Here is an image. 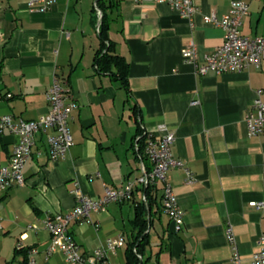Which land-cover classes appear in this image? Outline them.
<instances>
[{
	"label": "crops",
	"instance_id": "obj_1",
	"mask_svg": "<svg viewBox=\"0 0 264 264\" xmlns=\"http://www.w3.org/2000/svg\"><path fill=\"white\" fill-rule=\"evenodd\" d=\"M99 1L112 48L128 63V87L96 68ZM231 1L194 0L197 11L188 20L153 0H56L47 11H30L27 0H1L0 116L47 114L45 92L55 74L79 106L70 120L68 154L52 160L39 134L23 168L24 183L0 194V264L19 262V239L38 249L37 264H67L60 251L45 253L46 213L71 209L76 188L96 198L105 185L121 188L129 182L131 198L69 223L81 252L90 254L123 235L125 242L109 254L110 264H127L133 241L140 242V264H253L264 232V207L251 204L264 200V128L250 135L246 118L249 110L257 114L252 107L257 98L264 101V62L200 74L185 51L193 41L202 56L223 42L224 29L202 15L227 13ZM245 1L249 10L241 33L264 35V0ZM166 131L175 134L172 153L183 162L167 172L182 209L179 231L162 209L161 185L149 204L138 180L145 158L135 149L137 137ZM16 139L0 133V165L9 162ZM185 168L193 181H186ZM227 225L238 260L225 236Z\"/></svg>",
	"mask_w": 264,
	"mask_h": 264
},
{
	"label": "built area",
	"instance_id": "obj_2",
	"mask_svg": "<svg viewBox=\"0 0 264 264\" xmlns=\"http://www.w3.org/2000/svg\"><path fill=\"white\" fill-rule=\"evenodd\" d=\"M55 1L27 0V4L30 11H47ZM153 1L168 3L188 20H191L197 11L194 0ZM248 6L245 0H232L227 13L218 15L212 12L202 15L204 22L224 29V40L219 46L202 56L199 55L198 47L193 41L187 44L186 59L194 64L197 73L238 71L248 68L250 65L259 67L264 62V35L250 36L241 33L240 30L242 19L248 13ZM45 96L49 107L47 114L35 119L17 118L10 113L0 116V133L8 131L17 136L9 162L0 165V194L12 186L24 183L23 168L33 152V146L36 144L39 134L45 136L47 152L52 160L64 158L73 145L70 120L79 104L71 88L55 74ZM192 103H198V100H193ZM252 107L257 110V114L254 115L251 110L248 111L246 118L247 133L250 135L258 134L264 128V101L257 98ZM140 138L137 137L134 144L137 151H140L141 147ZM174 142L175 134L171 131H166L160 136L151 132L143 135L140 156L142 159L144 157L145 161H141V175L138 180L144 186L157 187L161 185L162 209L173 222V230L179 231L182 222V209L167 175L170 166L183 167V162L172 153ZM42 153L43 150H37L38 155ZM185 170L186 181H193L191 172L187 168ZM131 192H133V183L131 182L121 188L105 185L102 195L96 198L87 196L76 188L73 193L77 201L71 209L64 212L60 210L46 213V217L43 219V226L50 233V242L45 250L46 255L60 251L67 264H110L109 254L114 253L116 248L125 242L123 235L116 238L110 237L104 245L97 247L90 254H85L81 252L80 245L68 226L73 220H89L91 213L104 210V207L110 202L131 198ZM251 204L256 208H262L264 207V200L252 201ZM232 230V226L227 225L225 236L232 246L233 259L238 260L239 254ZM25 247L19 239L16 248ZM37 252L36 247H29L28 264H37L35 258ZM251 259L253 264H264V232L261 233L256 242V249L252 253Z\"/></svg>",
	"mask_w": 264,
	"mask_h": 264
},
{
	"label": "trees",
	"instance_id": "obj_3",
	"mask_svg": "<svg viewBox=\"0 0 264 264\" xmlns=\"http://www.w3.org/2000/svg\"><path fill=\"white\" fill-rule=\"evenodd\" d=\"M96 6L99 9H101V11L103 12V16H102L100 25L98 27L99 47L96 51V55L94 58L96 68L100 72L111 73L113 76H115V78L119 79L124 86L128 87L127 86L128 63L124 57H122L119 54H116L115 51L113 50L112 43L109 40L108 35H107L106 13L100 1L97 3ZM139 142L142 147L143 136H141V138L139 139ZM141 147L139 149L140 151H138L139 154H141V151H142ZM156 188L157 187H153L150 185L146 186L145 190H146L147 201L149 197L152 195V193L153 195L155 194L157 190ZM148 203L150 204V201H148ZM141 230L142 229H140V231ZM144 236L145 234H143L142 237ZM136 238L138 239V236H136ZM139 243L140 242H138L137 244L136 241H133L130 243L128 247L127 264H140V258L138 256L139 255ZM28 251H29V247H25L22 249H16V254H19L21 256L19 262L14 263L13 261H9L6 264H28Z\"/></svg>",
	"mask_w": 264,
	"mask_h": 264
},
{
	"label": "water",
	"instance_id": "obj_4",
	"mask_svg": "<svg viewBox=\"0 0 264 264\" xmlns=\"http://www.w3.org/2000/svg\"><path fill=\"white\" fill-rule=\"evenodd\" d=\"M101 19H102V14H101V11H99V18L97 22L98 26L100 25Z\"/></svg>",
	"mask_w": 264,
	"mask_h": 264
}]
</instances>
